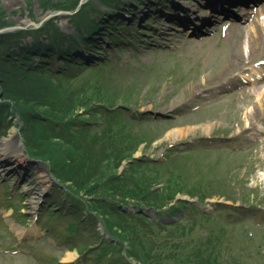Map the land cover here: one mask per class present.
Here are the masks:
<instances>
[{"label":"rangeland","instance_id":"obj_1","mask_svg":"<svg viewBox=\"0 0 264 264\" xmlns=\"http://www.w3.org/2000/svg\"><path fill=\"white\" fill-rule=\"evenodd\" d=\"M59 1L0 0L4 16L13 22L0 34L44 23H51L44 33L73 32L74 27L83 29L81 22L97 21L107 6L121 20L123 28L116 33L104 35L108 25L103 23L102 35L91 36L81 55L92 66L75 80H58L62 88H52L62 91L65 100L70 94L69 100L84 99L88 105L78 113L95 127L76 134L72 171L77 173L74 178L85 179L77 186L98 180L91 196L99 200L90 203L82 192L75 194L79 202L68 197L65 189L73 183H59L47 163L27 153L23 136L37 138L44 128L23 130L17 118L4 113L0 264H118L121 256L129 264H179L169 247L181 251V241L167 245L171 241L162 233L151 231L153 210L134 208L141 187L156 184L159 189L169 180L179 189L190 183L211 187L215 195L202 203L181 193L175 199L197 204L198 211L214 215L217 229H225L230 244L223 247L221 264H264V134L248 126L239 129L259 100L255 90L264 88L252 68L264 61V37L250 59L245 45L248 29L256 23L264 26V0H210L218 6L207 0H77V8H84L77 24L76 11L54 10ZM49 14L54 15L44 20ZM225 49L230 63L219 57ZM31 85L20 84L17 90L31 96ZM101 97L104 109L96 103ZM95 104L100 113L93 114ZM259 123L264 131L260 109ZM67 149L68 144L63 153ZM108 176L115 179L103 184ZM105 195L127 204L124 214L102 202L108 200ZM183 211L173 219L184 217L190 224L197 218V211ZM141 213L150 217L137 221ZM125 229L123 243L109 231L126 235Z\"/></svg>","mask_w":264,"mask_h":264},{"label":"trees","instance_id":"obj_2","mask_svg":"<svg viewBox=\"0 0 264 264\" xmlns=\"http://www.w3.org/2000/svg\"><path fill=\"white\" fill-rule=\"evenodd\" d=\"M59 2L61 4L56 5L54 10L75 11L78 5L77 0H61ZM47 8L44 10H48ZM107 9L109 10L106 14L99 12L100 16L95 17L97 21L94 19L89 22H81L83 29L74 27L73 32L44 33L47 26L51 24L44 23L37 29H22L0 34V119L6 113L8 118H17L23 130L29 131L34 126L44 128V133L37 138L28 139L27 135L23 136L27 153L37 162L47 163L49 172L59 183L63 185L68 182L73 183L74 187L67 186L65 190L66 195L75 202H79L75 195L79 192L89 196L90 203H96V200H99V196L95 194L93 197L91 196L94 189L99 186L98 180L93 179L91 186H87L89 183H81L77 186L79 182H84L85 179L74 178L77 173L72 171L75 162L72 152L78 141L76 134L90 132L95 126H91L92 124L88 123L84 116H80L78 113L79 107L88 106L83 104L84 99L75 102L69 100L70 94H68L65 100V94L62 91H55L52 88H62L63 86L56 83L58 80H75L74 78L85 67L92 66L89 64L92 61L86 62L87 60L84 59L81 52L87 49V45L91 42V36L102 35L100 26L103 23L108 25V28L104 30L106 36L112 32L116 33V29L121 30L123 28V24H120L121 20L115 18L113 11L110 10L111 7L107 6ZM83 10V6H80L75 12L77 15L73 17V21H76V24L79 14ZM4 12V9L0 7V29L13 25L8 15L4 16ZM111 14L113 17H109ZM98 17L103 22L99 21ZM106 19L108 22L105 21ZM33 21L35 20L33 19ZM43 33L48 36H43ZM94 49L95 47L92 46L91 50L94 51ZM27 83L35 84L31 85L33 89L31 96L20 94L21 92L17 90L20 84ZM91 101L96 102L93 99ZM104 102H106L105 99L101 97L96 103H100V109H104L107 107L102 104ZM94 106L97 109L93 110V114L100 113L98 106L96 104ZM92 109L94 107L87 108L89 111ZM113 109L115 108H110L109 111L113 112ZM30 141L34 143L32 146ZM67 144L69 149L63 153L62 149ZM126 157L128 158L127 155ZM114 179V176H108L103 184ZM73 180L75 182H72ZM154 187L156 184H151V189L141 187L138 192L137 206H134L136 210L141 209L146 211L145 213H149V210L152 209L154 215L152 217L148 215L149 218L146 214L141 213L135 217L136 220L142 221L144 217H148L151 220V231L157 234L162 233L166 241H171L167 245L176 242L173 241L175 239L181 241L180 245L183 246L181 251L169 247L174 253L171 256L179 264H185L184 262L188 264H221L222 255H224L223 247H228L230 244L225 229H217L216 221L212 220L214 215L205 214L200 209L198 211L197 204L175 199L177 193H181L192 198L197 197L200 199V202L197 201V203H202L215 195L212 193L211 187L205 186L202 189L190 183L179 189L171 180L159 189ZM103 198L108 199L102 202L110 203L114 213L124 214L123 209L128 206L127 204L115 202L110 195H105ZM185 208L195 210L198 213L197 218H193L194 222L190 224L185 223L184 217L179 221L173 219L176 216H183V209ZM128 215L132 217V215ZM109 231L116 237V242L123 243L128 238L126 229L124 234L126 233L127 236L121 235L119 231V233ZM207 257H210V260H206ZM132 258L135 259L134 256ZM110 262L112 264L114 261ZM116 262L129 264L124 261L122 256ZM142 262V264H148L146 261ZM114 264L116 263L114 262Z\"/></svg>","mask_w":264,"mask_h":264},{"label":"bare ground","instance_id":"obj_3","mask_svg":"<svg viewBox=\"0 0 264 264\" xmlns=\"http://www.w3.org/2000/svg\"><path fill=\"white\" fill-rule=\"evenodd\" d=\"M225 1L231 2L232 0H225ZM213 5L218 6L214 3H213ZM211 7H214V6H211ZM263 12H264V10H263ZM43 22L44 21H41L37 25H41ZM1 31H3V33L6 32L4 30H1ZM263 37H264V26L256 23V24H253L248 29V32H247L246 37H245V39H246L245 45L247 47V55L249 56L248 59H250L252 57V55L255 53V51L259 48L258 46L260 44V41L263 40ZM235 49H236V52L240 53V58L238 60H242L243 59V53L241 54V52L243 51V49L241 48V42H237ZM226 53L227 52L225 49L224 52H221L222 57L220 55H219V57L222 60V62L228 61L230 63V58L227 56ZM216 57H218V56H216ZM233 66H235V63L232 62V67ZM236 68H237V66H236ZM252 68L256 70V73L260 74V81H261V79L263 81L264 80V61H262V63H260L259 66L253 65ZM256 88H259V87H256ZM255 91L258 93V99L259 100L253 106V113L248 114L246 116L247 124L245 126H242L239 129L246 131L247 128H249V129H252L257 134H264V131L262 130L263 126L259 123V109L264 110V88H260V89H257ZM246 126H248V127L246 128ZM4 143L5 142H3V141L0 142V152H1V148L4 145ZM17 151H18V148H17ZM70 257H72V254H70Z\"/></svg>","mask_w":264,"mask_h":264},{"label":"water","instance_id":"obj_4","mask_svg":"<svg viewBox=\"0 0 264 264\" xmlns=\"http://www.w3.org/2000/svg\"><path fill=\"white\" fill-rule=\"evenodd\" d=\"M52 15H54V14H49L47 17L44 18V20L50 18ZM28 25H31V23H29ZM17 28H24V27H17Z\"/></svg>","mask_w":264,"mask_h":264}]
</instances>
